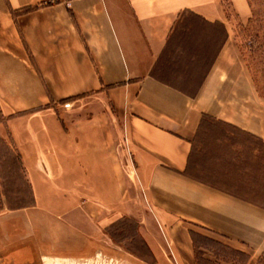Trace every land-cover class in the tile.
<instances>
[{
	"label": "crops",
	"instance_id": "crops-1",
	"mask_svg": "<svg viewBox=\"0 0 264 264\" xmlns=\"http://www.w3.org/2000/svg\"><path fill=\"white\" fill-rule=\"evenodd\" d=\"M252 9L250 0H0V112L35 193L14 220L36 232L27 238L39 254L90 255L97 220L117 212L138 224L146 264H264V203L250 199L264 190V93L236 38ZM192 64L187 80L179 71ZM203 117L245 139L218 134L227 160L238 155L253 173L242 195L189 175Z\"/></svg>",
	"mask_w": 264,
	"mask_h": 264
},
{
	"label": "rangeland",
	"instance_id": "rangeland-1",
	"mask_svg": "<svg viewBox=\"0 0 264 264\" xmlns=\"http://www.w3.org/2000/svg\"><path fill=\"white\" fill-rule=\"evenodd\" d=\"M250 1L253 8L252 21L247 27L236 29V38L241 55L248 63L258 90L264 93V0ZM187 19L186 26L196 22L194 17ZM183 33L187 34V30L181 31V38ZM194 66L195 64H192L188 67L187 72H179L187 80L191 79L190 74L194 72ZM199 74L201 72L198 70L197 75ZM174 76L178 77L176 73ZM226 129L217 123L210 124V129L209 127L206 129L207 132L206 130L201 132L199 143L196 145L197 152L191 174L202 179H209L217 186L231 191L237 186H242L238 192L243 193L244 187L253 188L255 186L252 180L254 176L252 172L244 174L243 169L241 171L233 162L227 160V156L233 155L229 146L230 142L226 145L221 143L218 135L226 134ZM229 132H231L235 145L241 144L244 139L242 134L232 130ZM205 140L215 141L209 145L208 142H204ZM208 148L214 152L213 158H209V161L203 159L205 153L201 151L208 150ZM240 174L245 176L243 179L248 180L245 186L243 180L238 177ZM259 185L260 187L263 185L262 179ZM263 191L261 197L251 196L250 199L264 203ZM34 205L35 193L31 176L27 173L19 149L13 141L7 117L0 112V264H117V258L127 259L130 264L149 263L144 240L138 237V224L127 218H117V212L108 213L107 216L97 220L99 230L94 231L96 236L91 239L93 252L90 255L74 260L59 253L50 252L49 246L46 247L47 249L43 248L44 253L49 252V254H39L36 242L32 238H27L28 235H34L36 232L32 234L28 233V230L19 232V224L15 222L19 212H25ZM91 209L97 210L96 208ZM5 225L10 228L9 233ZM90 231L93 233L92 230ZM117 251H121L122 254L117 256Z\"/></svg>",
	"mask_w": 264,
	"mask_h": 264
},
{
	"label": "trees",
	"instance_id": "trees-1",
	"mask_svg": "<svg viewBox=\"0 0 264 264\" xmlns=\"http://www.w3.org/2000/svg\"><path fill=\"white\" fill-rule=\"evenodd\" d=\"M253 14V13H252ZM252 21V17H251V20L249 21V24H250V22ZM248 24V25H249ZM256 48H258V47H256ZM253 78V77H252ZM253 81H254V79H253ZM255 82V81H254ZM255 85H256V83H255ZM220 124L221 126H224V127H229V129L231 128L230 126H227V125H225V124H221V123H219V122H215V121H213V120H211L210 118H207V117H203L202 118V120H201V124H200V128H202L203 127V129L201 130V132L202 131H205L208 127H210V124L212 125V124ZM208 126V127H207ZM233 129V128H232ZM234 130V129H233ZM200 131V130H199ZM226 133V132H225ZM194 150H196V140H195V143H193V148H192V152H191V154L193 153V151ZM202 151V153H205V155H204V157H203V159H206V160H208L209 161V158L210 159H212V154H211V152H209L207 149L206 150H201ZM200 151V149H199V152H201ZM231 158L232 157H229V160L230 161H234V164H235V166L237 165V167L239 166V168L241 169V167H242V161L239 159V156L238 155H236L235 156V158H232V160H231ZM192 160V159H191ZM211 161V160H210ZM237 174H239V173H237ZM189 175L191 176V177H193V178H196V179H198V180H201V181H203V182H206V183H208V184H211V185H216V183H214L213 181H211V180H209V179H202V178H200V177H198V176H195V175H193V174H191V173H189ZM238 177H239V179H241V180H245V181H248V180H246V179H243L245 176H243V175H241L240 174V176L238 175ZM250 178V177H249ZM248 178V179H249ZM235 182V181H234ZM236 184V183H235ZM240 189H238V188H235V190H233L232 192L233 193H235V194H237V195H242V193H240V192H238Z\"/></svg>",
	"mask_w": 264,
	"mask_h": 264
},
{
	"label": "built area",
	"instance_id": "built-area-1",
	"mask_svg": "<svg viewBox=\"0 0 264 264\" xmlns=\"http://www.w3.org/2000/svg\"><path fill=\"white\" fill-rule=\"evenodd\" d=\"M69 106V104H65V107H68Z\"/></svg>",
	"mask_w": 264,
	"mask_h": 264
}]
</instances>
